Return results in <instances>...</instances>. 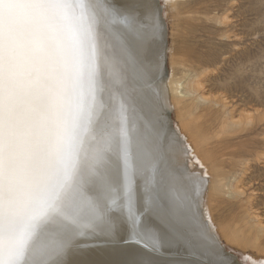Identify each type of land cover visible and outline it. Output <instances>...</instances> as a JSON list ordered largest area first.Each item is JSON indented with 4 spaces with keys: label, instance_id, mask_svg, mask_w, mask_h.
Listing matches in <instances>:
<instances>
[{
    "label": "bare ground",
    "instance_id": "6f19581e",
    "mask_svg": "<svg viewBox=\"0 0 264 264\" xmlns=\"http://www.w3.org/2000/svg\"><path fill=\"white\" fill-rule=\"evenodd\" d=\"M159 3L0 0V264H238L218 235L259 245L244 173L224 175L198 128L214 106L216 138L255 115L236 119L177 52L161 77ZM224 198L237 227L214 225Z\"/></svg>",
    "mask_w": 264,
    "mask_h": 264
},
{
    "label": "rangeland",
    "instance_id": "374dc122",
    "mask_svg": "<svg viewBox=\"0 0 264 264\" xmlns=\"http://www.w3.org/2000/svg\"><path fill=\"white\" fill-rule=\"evenodd\" d=\"M159 6L167 33L163 79L171 76L170 58L177 52L186 56L188 69L204 72L203 87L210 98L223 101L236 119L242 113L255 115L252 125L216 138L222 109L214 106L207 117L199 119L198 128L209 138L206 148L216 165L221 163L224 175L233 170L244 173L246 195L253 196L254 211L264 223V0H185L175 4L160 0ZM169 121L173 129H180L173 111H169ZM241 162H248L249 168L239 167ZM237 203L224 198L221 211L212 213L216 227L222 218L232 228L241 223ZM218 236L238 264L264 262V235L259 245L246 243L242 236L238 240Z\"/></svg>",
    "mask_w": 264,
    "mask_h": 264
},
{
    "label": "water",
    "instance_id": "95a60500",
    "mask_svg": "<svg viewBox=\"0 0 264 264\" xmlns=\"http://www.w3.org/2000/svg\"><path fill=\"white\" fill-rule=\"evenodd\" d=\"M164 75H165V68L162 69V76L161 77H164ZM124 157L130 158V155L128 153H124Z\"/></svg>",
    "mask_w": 264,
    "mask_h": 264
}]
</instances>
